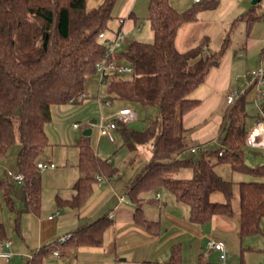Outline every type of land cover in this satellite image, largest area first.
Here are the masks:
<instances>
[{"label":"trees","instance_id":"obj_1","mask_svg":"<svg viewBox=\"0 0 264 264\" xmlns=\"http://www.w3.org/2000/svg\"><path fill=\"white\" fill-rule=\"evenodd\" d=\"M115 2L103 0L96 8L87 10L86 0H0V163L6 162L8 149L19 144L16 174L23 177L19 188L9 178L1 180L0 193L14 214L15 227L22 214L37 216L40 213L42 188L37 164L49 146L44 126L51 119L53 106L83 100L78 97L85 93L88 79L97 74L95 66L105 52V43L99 35L108 29ZM259 2L235 18L232 24L244 22L249 30L260 20L256 12ZM216 5L215 0H202L192 2L179 12L170 0H149L147 19L152 42L133 41L126 50L119 52L117 59L131 66L133 76L126 80L111 74L104 84L105 100L157 109L156 118L141 131L127 128L126 123L118 128L124 144L131 149L151 144L148 161L131 180L126 192L135 205L132 220L151 234L157 232L159 224L144 217L142 205L150 202L149 195L160 189H165L176 202L187 207L192 223L203 224L213 216H235L239 239L261 233L264 182L233 183L222 179L214 170L216 164H225L234 172L264 178V163L245 165L244 149L248 147L249 132L245 122V95L254 86L247 85L233 103L225 101L217 148H209L213 142L196 144L191 141L182 123L183 116L198 104L190 95L204 83L210 70L219 66L230 39L226 33L216 52L208 50L206 37L194 48L179 52L175 38L182 24L195 22L201 11ZM118 22L116 32L122 29L123 18ZM261 109L264 112V105ZM256 119H260L259 111ZM86 137L83 135V140L78 142L76 164L80 177L73 185L75 193L68 200L56 197L58 208H81L93 194L97 177L107 180L117 172L97 156L84 140ZM193 148H198L194 154ZM185 151L190 155L182 158ZM182 169H191V177L173 178ZM234 186L237 211L232 207ZM213 192H219L224 202L210 201ZM13 195L21 203L19 210L13 207ZM111 224V218L102 216L66 235L65 242L58 241L45 246L44 250H65L67 244L100 246ZM6 241L8 237L0 223V244ZM33 262L34 256L26 264ZM166 264H181L178 246L172 248Z\"/></svg>","mask_w":264,"mask_h":264},{"label":"crops","instance_id":"obj_2","mask_svg":"<svg viewBox=\"0 0 264 264\" xmlns=\"http://www.w3.org/2000/svg\"><path fill=\"white\" fill-rule=\"evenodd\" d=\"M131 1L125 0V4ZM224 1L232 6V10H246L244 0ZM190 2L192 4V0ZM130 9L131 6L124 5L122 10H118V19L123 18L122 29L125 21L133 16ZM260 9L264 10V0H260L257 14ZM133 27L136 28L135 21ZM260 49L262 51L259 53ZM255 55H260V65H258L262 67L264 21L261 18L254 22L249 30L245 25L242 42L228 47L219 66L211 69L204 83L190 95L192 99L198 101V104L183 116L182 123L188 130L191 141L196 144H205L214 143L218 139L219 125L226 107L225 97L231 91L232 79L238 76L242 66H248L247 64L254 61V57H257ZM256 64L253 63V65ZM253 97L255 102V94ZM258 121L259 119L250 122L248 131ZM0 167L4 169L7 176L9 172L17 173L16 168L11 170L6 162L0 163ZM79 177L80 173L77 179ZM99 179L95 185L96 188L101 189L103 180ZM104 180L113 194L117 192V195H123L128 191V184L120 185L112 183L109 179ZM18 184L21 185V183ZM70 190L71 193L67 195L55 196L50 206L45 207L42 201L41 211L37 216L26 213L21 215L17 227L14 226L7 231L11 256L0 257V264H26L33 256L34 264H145L147 262L166 264L174 246L180 248L181 264H204V262L264 264V244L252 241V238L262 233L239 239L235 216L231 218L213 216L206 223H192L189 221L186 206L176 202L168 191H161L150 194L149 198L152 200L143 205L146 208L142 207L144 217L159 224L157 232L151 234L138 227L132 220L135 205L127 197L122 203H115V207L112 206L110 210L105 208L110 201L113 202V199L107 197L106 192L94 193V196L90 197L81 208H58L55 203L56 197L64 200L71 199L75 193L73 186ZM112 212H114L111 218L112 224L104 232L100 246L76 247L67 244L65 250L60 248L51 252L44 250L45 246L60 241L79 226L92 223L102 216L109 217ZM261 226H264V218L261 220ZM209 240L224 245L226 250L224 263L220 259L219 251L206 248ZM54 252H58V255L55 256Z\"/></svg>","mask_w":264,"mask_h":264},{"label":"rangeland","instance_id":"obj_3","mask_svg":"<svg viewBox=\"0 0 264 264\" xmlns=\"http://www.w3.org/2000/svg\"><path fill=\"white\" fill-rule=\"evenodd\" d=\"M103 0H86V9L91 10L96 8ZM217 5L215 8L206 9L198 14L197 20L191 23L182 24L178 30L175 39L176 49L179 52H186L187 50L197 46L204 37L208 39V50L210 52H216L220 47L226 33L229 35L230 45H237L242 42L245 34V23L236 22L232 24L233 20L248 11L251 8V0L245 1L244 11L232 10V6L227 5L224 0H215ZM240 1V0H239ZM190 0H171L172 6L179 12L187 9L191 2ZM125 6H131L130 11L133 12V16L130 20L125 21L123 33L126 35V41L122 48V51L126 50L129 44L133 41L150 43L152 42V32L148 21V5L149 0H132L125 4V0H116L113 8V18L108 22V29L104 32L106 38H113L114 33L119 27V15L118 10H122ZM258 15L263 20L264 10L260 9ZM136 22V28L133 27V22ZM227 22H229L227 24ZM232 25V26H231ZM262 51L260 49L259 53ZM258 53V54H259ZM254 61L247 64L248 66H242L238 76L232 79L230 89H238L244 91L247 86L246 73L259 68L260 55H255ZM262 57L261 68L264 71V57ZM255 62L256 65H253ZM125 63V62H124ZM126 64V63H125ZM259 64V65H258ZM124 79H131L132 73L121 75ZM104 85L99 84L97 74H94L88 79L86 84L87 94L86 98L79 103H66L56 105L51 108V119L45 124L44 130L48 138L49 146L44 150L39 158V162L49 165L48 168L40 170L41 173V202L43 201L45 207L50 206L51 201L55 196H62L71 193V187L79 176L77 168V153L78 142L83 140V131L87 128L91 129V134L84 138L95 150L97 156L107 161L112 168H115L117 172L109 180L112 183L130 184L131 180L138 174L145 163L150 157L151 144L145 143L137 145L136 148L131 149L126 146L119 135L118 129L112 131L114 141L110 142L106 136L99 134L98 123L102 117H113L122 108H131L136 112V119L126 123L127 128L134 131H141L147 126L148 122L154 120L157 116V109L155 107H144L140 104L127 103L119 100L108 99L109 104L104 103L105 89ZM254 89L250 90L245 95V111L246 126L249 127V123L256 121L257 118V106L254 102L253 95ZM223 103V102H222ZM259 105H264V99L258 100ZM94 122V124H92ZM124 124V123H122ZM73 125H77L78 128L74 129ZM217 140L212 143L209 148L214 149L218 147ZM19 144H15L8 149L6 155L7 166L13 170L16 168V156L19 152ZM246 161L250 165H261L264 163V150L253 149L246 147L244 149ZM190 155L189 151H185L181 157L186 158ZM255 160V161H254ZM215 163V161H213ZM50 165L53 168H50ZM214 170L218 175L227 181L233 183L239 181L251 182V181H263L264 178L253 177L247 174L238 173L232 171L225 164H216ZM192 175L191 169H182L173 175V178L184 179L190 178ZM5 178H9L5 174L3 168L0 167V181ZM102 181V188L93 187V194L106 192L107 197H112L113 202L110 200V204L105 210H110L111 207H115L117 203V192L112 193L109 185ZM13 181V180H12ZM16 188L20 185L18 182H14ZM119 185V186H120ZM96 189V190H95ZM166 191L160 189L158 192ZM168 193V192H167ZM113 194V196H112ZM119 194V193H118ZM155 194V193H154ZM128 198V195L126 196ZM90 199V198H89ZM109 199V198H108ZM129 199V198H128ZM13 207L18 210L21 207V203L16 196H12ZM210 201L212 202H224L223 196L219 192H213L210 195ZM148 202H144L145 206ZM237 194L236 187L234 186V199L232 207L234 210L237 208ZM142 205V207H143ZM156 205V204H153ZM42 207V205H41ZM154 207V206H153ZM146 208V207H143ZM185 209H187L185 207ZM41 211V208H40ZM103 213V212H102ZM0 223L5 228V233L8 237V230L14 227V214L9 210L6 205L2 194L0 193ZM262 235L255 236L252 241H258L257 243L264 244V226H261Z\"/></svg>","mask_w":264,"mask_h":264},{"label":"built area","instance_id":"obj_4","mask_svg":"<svg viewBox=\"0 0 264 264\" xmlns=\"http://www.w3.org/2000/svg\"><path fill=\"white\" fill-rule=\"evenodd\" d=\"M202 0H192V2H200ZM264 21V18H263ZM99 39L103 40L105 43V52L103 54L102 59L97 62L95 68L98 76V82L101 85H104L111 74L123 75L132 73V68L129 64H125L120 62L117 59V54L122 51V48L126 41V35L123 33V30L114 33L113 38H106L104 33L99 35ZM246 81L247 85H253L255 91V102L257 105V110L260 114L259 121L255 124V126L248 132L246 137L247 146L253 149H261L264 150V112L261 109V105L257 102L259 99H264V71L261 67L251 70L246 73ZM243 93V91H242ZM241 91L238 89H232L225 97V101L227 104L233 103L241 94ZM86 93H82L79 95V99L86 97ZM104 103L109 104L108 100H104ZM136 112L131 108H122L117 114L113 117H102L99 121L98 128L99 134L101 136H106L110 142L114 141V137L112 135L113 130H117L122 123H127L136 119ZM74 129H77V125H73ZM198 151V148L191 149V152L194 154ZM49 165L38 163L37 168L40 170L48 168ZM50 168H53L50 165ZM9 177L18 183H22L23 177L20 174H12L8 173ZM99 179V177H97ZM127 196V193L123 195H117L118 204L122 203ZM114 216V212L109 215V218ZM68 239V236L61 238V242H65ZM10 242L6 241L0 244V257H10L11 253L9 252ZM207 249H213L220 252V259L222 263H224L226 258V250L222 243L216 242L213 240H209L206 245ZM54 255L57 256L58 253L54 252Z\"/></svg>","mask_w":264,"mask_h":264},{"label":"water","instance_id":"obj_5","mask_svg":"<svg viewBox=\"0 0 264 264\" xmlns=\"http://www.w3.org/2000/svg\"><path fill=\"white\" fill-rule=\"evenodd\" d=\"M259 0H252L251 4L255 5ZM18 114V111L16 112ZM94 124V123H93ZM84 136H89L91 134V129H85L82 133ZM245 165L248 167H251L250 163L248 161H245Z\"/></svg>","mask_w":264,"mask_h":264}]
</instances>
